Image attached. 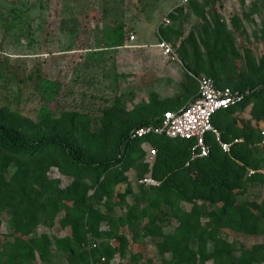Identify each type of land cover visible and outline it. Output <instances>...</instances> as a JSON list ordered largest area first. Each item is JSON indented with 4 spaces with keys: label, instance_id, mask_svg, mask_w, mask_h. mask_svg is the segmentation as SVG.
<instances>
[{
    "label": "rangeland",
    "instance_id": "obj_1",
    "mask_svg": "<svg viewBox=\"0 0 264 264\" xmlns=\"http://www.w3.org/2000/svg\"><path fill=\"white\" fill-rule=\"evenodd\" d=\"M120 23L125 25L124 45L106 47ZM218 23L228 38L226 44L236 48L228 51V58L252 81L262 82L264 0L196 4L181 0H0V121L23 135L72 130L87 157L109 156L125 129L149 112L159 111L150 115L155 119L164 107L186 103L195 85L199 89L194 75L211 77L217 83L209 69L197 68L195 62L201 54L209 59L204 42L211 45L212 32L206 29ZM173 29L175 34L170 33ZM192 33L194 47L188 44ZM162 40L172 44L176 55L163 51ZM184 51L188 55L183 56ZM190 89L192 95L183 99ZM197 95L198 90L192 98ZM227 117L228 134L240 135L231 142L248 137L257 167L248 169L247 177L253 179L241 189L238 201L251 209L260 206L255 212L264 218V96L261 102L251 100L231 110ZM152 137L141 140L129 168L103 192L91 179L81 180L79 172H66L61 162L46 163L43 184L37 188L52 191L54 197L57 187L65 189L68 197L63 202L70 207L76 194L85 193L86 203L94 208L91 215L86 213L85 221L97 220L98 229L86 228L82 241L72 246L67 237L73 229L65 222L74 218L73 211L58 210L52 200L38 207V216L16 213L5 205L0 215V264H93L104 255L116 264H174L175 253L188 257L198 251L194 239L190 251L175 243L183 235L191 236L181 231V224L188 214L194 222V206L174 199L169 203L156 200L162 180L153 175L154 164L148 158L150 148L156 147L149 140ZM24 162L0 157V171L6 170L10 179L22 178L27 170L20 167ZM145 176H153L159 184L143 183ZM85 182L88 186L79 184ZM200 210L203 222L208 221L211 207L202 205ZM16 226L23 227L24 233ZM236 228L220 230L223 248L232 249L236 260L247 259L246 250L252 251L258 258L256 264H264V222L259 233L244 231L249 226ZM20 237L32 247L30 254L25 246H12ZM216 246L219 243L211 242L209 249ZM15 250L25 253L17 255ZM205 264L220 263L209 260Z\"/></svg>",
    "mask_w": 264,
    "mask_h": 264
},
{
    "label": "trees",
    "instance_id": "obj_2",
    "mask_svg": "<svg viewBox=\"0 0 264 264\" xmlns=\"http://www.w3.org/2000/svg\"><path fill=\"white\" fill-rule=\"evenodd\" d=\"M206 3H216V1L206 0ZM202 14L205 17V12ZM124 26L120 23L112 30V40L105 45L106 47L124 45ZM209 29V31L206 29V32H212L211 45L209 46V42H204L209 59L201 54L195 66L200 69H209V73L216 78L218 86L231 87L243 95L239 104L220 110L213 117L214 125L220 130L222 139L231 142L240 138V135L228 134L230 132V127L226 124L228 112L251 100L261 102L264 96V80L257 83L248 77V73L237 70V63L228 58V51L233 52L236 48L226 44L228 38L222 35L219 23L214 26L209 24ZM188 44L194 47L192 40ZM197 46L198 49L201 48L200 45L197 44ZM185 53L188 55L184 51L183 56ZM190 65L194 68L193 57L190 59ZM167 109L170 107H164L161 115L155 119H151L150 115L158 114L159 111L149 112L147 117L141 118L137 124L125 129L114 143L112 154L103 157H87L82 144L76 140L72 130L66 132L48 130L38 135H23L0 121V157L23 160L25 162L20 167L27 168L22 178L14 175L10 179L5 174L6 170L0 171V215L4 206L8 205L16 213L20 210L21 214L38 216L36 212L38 207L45 200H52L58 210L67 209L68 213L73 211L74 218L70 221L66 220L65 226H72L73 235L67 239L72 246H76L84 238L86 228L98 229L97 220L85 221L86 213L89 212L91 215L94 208L86 203L85 193L81 196L79 193L76 194L73 207H70L63 202L68 197L65 189L57 187L55 189L57 197L53 196L52 191L38 189L37 187L42 186L44 181L42 176V172L46 170L44 165L46 163L55 165L61 162L67 168L66 172H79L81 180L91 179L103 192L108 183L114 184L120 180L123 171L130 166L132 154L141 144L142 139L131 137L132 131L143 125L160 122L163 112ZM149 140L156 146L158 152L153 162V175L162 180L157 187L156 200L169 203L170 199H174L194 206V222L188 214L184 223L181 224V231L191 236L183 235L176 239L175 243L177 246H186L190 251V245L193 243L191 240L194 239V246L197 243L199 250H194L188 257L175 253L174 264H205L209 260L220 264H256L258 258L249 250H246V254H249L247 259L236 260L232 255V249L223 248L224 239L219 235L221 229L236 228L233 224L230 225L231 222L237 224V228L240 229H243V226L252 227L244 230L250 233H259L262 229L264 218L255 212L261 210V207L255 206L251 209L250 206L242 205L238 201L241 189L245 188L248 180L253 179L247 177L248 169L256 166L252 142L248 137L233 143L231 150L227 152L215 140L214 135L210 134L208 141L211 145V153L193 160L191 159L192 140L171 139L164 136H153ZM116 168L118 171H115ZM35 171L41 175H36ZM79 184L88 186L86 182ZM202 205L211 207L208 213L209 219L205 222H203V212L200 210ZM30 210L35 213L32 214ZM15 228L24 233L23 227ZM211 242L219 243V246L210 250ZM19 245L25 246L24 251L27 254L32 252V247L21 237L12 244L13 247ZM74 250L73 248L72 251ZM24 251L15 250L13 253L24 254ZM182 252L184 253V250ZM13 253L8 255L12 256Z\"/></svg>",
    "mask_w": 264,
    "mask_h": 264
},
{
    "label": "built area",
    "instance_id": "obj_3",
    "mask_svg": "<svg viewBox=\"0 0 264 264\" xmlns=\"http://www.w3.org/2000/svg\"><path fill=\"white\" fill-rule=\"evenodd\" d=\"M206 0H181L182 4L191 2H203ZM221 3L226 0H214ZM168 21V19H166ZM134 38V35H132ZM159 46L166 54L176 55L171 43L162 40ZM199 84L198 95L189 100L185 105L177 109H167L163 112L162 119L158 123H150L134 129L131 137L143 139L147 136H164L171 139L192 140L191 159L208 156L211 153V145L208 136L213 134L215 140L224 151L231 150L233 142L224 141L221 132L215 127L214 115L220 111L239 104L243 95L240 91L231 87H220L208 76L194 75ZM157 148L152 147L148 151V158L154 162ZM189 164V162L187 163ZM145 184H159L153 176H145L142 179ZM93 264H116L107 256H101Z\"/></svg>",
    "mask_w": 264,
    "mask_h": 264
},
{
    "label": "crops",
    "instance_id": "obj_4",
    "mask_svg": "<svg viewBox=\"0 0 264 264\" xmlns=\"http://www.w3.org/2000/svg\"><path fill=\"white\" fill-rule=\"evenodd\" d=\"M170 33H171V34H175L176 31H174V29H173V30H171ZM170 33H169V34H170ZM191 40L194 42V33H192V39H191ZM176 60L179 61V62H182V60H180V58H177ZM182 63H183V62H182ZM194 79H195V78H194ZM195 82L197 83V85H199L197 79H195ZM197 87H198V86L195 85V90L193 91V92H194V95H196V93H197V90H198ZM191 95H192V90L190 89V90L186 91V93L183 95L182 98L187 100V98L190 97ZM194 95H193V96H194ZM193 96H192V97H193ZM192 97H190V98H192ZM190 98H189V99H190ZM189 99H188V101H189ZM190 100H191V99H190ZM188 101H187V102H188ZM187 102H186V103H187ZM186 103L184 102V103H180L179 105H173V106L170 107V109H177V108H180V107H182L183 105H185Z\"/></svg>",
    "mask_w": 264,
    "mask_h": 264
}]
</instances>
